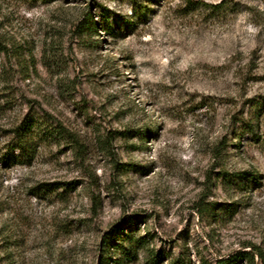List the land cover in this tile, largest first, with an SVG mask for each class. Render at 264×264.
Listing matches in <instances>:
<instances>
[{
  "label": "rangeland",
  "instance_id": "obj_1",
  "mask_svg": "<svg viewBox=\"0 0 264 264\" xmlns=\"http://www.w3.org/2000/svg\"><path fill=\"white\" fill-rule=\"evenodd\" d=\"M237 252L264 264V0H0V264Z\"/></svg>",
  "mask_w": 264,
  "mask_h": 264
},
{
  "label": "trees",
  "instance_id": "obj_2",
  "mask_svg": "<svg viewBox=\"0 0 264 264\" xmlns=\"http://www.w3.org/2000/svg\"><path fill=\"white\" fill-rule=\"evenodd\" d=\"M90 15H91V12H87V13H86V16H85L84 19H88V18H90ZM29 127H30V126H29ZM29 127H28V128H29ZM28 128H27V129H28ZM17 136H18V138H17V144H19V146H17V147H18V149H22L23 146H21L20 143L23 142L24 140H23L21 137H19L20 134L17 135ZM247 256H248V257H251V255H249V254L246 253V252H237V253H235V254L229 256L228 258L222 260V263H223V264H235V263H238V261H239L240 259H242V258H246V259H247ZM248 259H249V258H248ZM251 259H252V258H250L249 261H251Z\"/></svg>",
  "mask_w": 264,
  "mask_h": 264
}]
</instances>
